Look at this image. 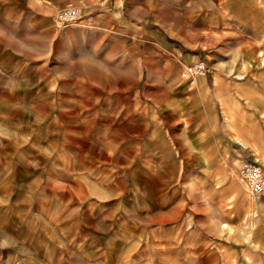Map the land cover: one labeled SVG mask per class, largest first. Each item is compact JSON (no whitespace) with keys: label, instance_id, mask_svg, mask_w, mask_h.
<instances>
[{"label":"rangeland","instance_id":"374dc122","mask_svg":"<svg viewBox=\"0 0 264 264\" xmlns=\"http://www.w3.org/2000/svg\"><path fill=\"white\" fill-rule=\"evenodd\" d=\"M67 5L80 18L59 26ZM82 44L103 84L61 76ZM199 59L206 74L181 77ZM223 92L264 99V0H0V264H264V201L237 183L244 155L264 159L231 152L212 101L193 141L214 131L222 160L207 196L189 195L177 98L184 114ZM257 103L239 125L252 139Z\"/></svg>","mask_w":264,"mask_h":264},{"label":"crops","instance_id":"0c3cea01","mask_svg":"<svg viewBox=\"0 0 264 264\" xmlns=\"http://www.w3.org/2000/svg\"><path fill=\"white\" fill-rule=\"evenodd\" d=\"M70 30V31H69ZM66 33L69 35L74 34L78 32L77 35L78 38L85 39V30H81L78 28L69 29ZM77 34V33H76ZM88 35V34H87ZM74 35H72L73 37ZM86 38L87 40L91 39V37L88 35ZM95 46L90 45H80L76 47H70V51H68L69 54H67L69 58L74 61L72 64H67L65 68L62 70V77L67 78L69 80V84L71 85H85V84H103V82H97L92 81L97 78H103V66L102 67H93L87 63L88 60H91L90 54L93 53V48ZM75 55V56H74ZM74 59V60H73ZM191 63V62H190ZM189 64L185 63L184 65ZM181 74V73H180ZM181 77H183L181 75ZM221 79V78H220ZM206 81V78H205ZM224 82L227 83V80L224 79ZM207 86L209 87L207 81ZM224 90H227L224 87ZM178 97L181 96V91L177 89ZM183 93V92H182ZM195 98V97H194ZM193 98V99H194ZM210 101L213 102V110H210L211 113L215 114L216 120L219 125V117H218V106L221 108V112L224 115V122L220 126L221 132L219 133L217 131V136H221L222 138L229 139V141L232 143L231 145V152L234 150H237L234 145L237 144L239 147H248L250 149V153H257L255 152V149L260 148V157L264 159V129H260L259 127L255 130L253 139L248 138L247 135H244V131H241L239 129V125H244L243 118H248L249 116L252 118H257L260 114L261 109L263 106L258 103L256 105L253 104V101H259L264 104V99L262 97H250V100L245 99L244 97H233L232 95H226L224 92L223 94H217L216 97H207V99L203 100L202 97H199L197 100L193 101L192 99L189 101V105L191 106L194 102L195 111H191L190 109H186L184 114H181V108L180 104L183 102L181 98H177V104L176 108L177 111L182 117V120H188L189 123V132H190V141L188 142L187 147V157L185 158V165L188 167H192L195 169L196 173L193 175H189L190 178H188V181H191L190 185V191L189 195H194L196 199L203 198L214 188L215 185V173L213 172V167L218 164V162L222 159H217V157H214V155H218L219 150L218 148L214 147L213 143L216 144V135L214 131H211V134L207 136L206 141H196L193 140L197 138L201 130L203 129L202 126L196 125L198 120L202 118L203 114L207 113V104L210 103ZM198 102V103H197ZM250 102V104H249ZM200 105V106H199ZM257 113H255V112ZM202 115V116H201ZM248 116V117H246ZM185 122V121H184ZM257 141H260L263 143V145H260L261 147L257 148ZM236 145V146H237ZM40 152V151H38ZM249 153V154H250ZM41 155V153H39ZM239 156H241V153H238ZM253 156V155H252ZM250 157L248 155L243 156V160H255L257 157ZM224 160V159H223ZM239 161V157H238ZM241 161V162H242ZM260 165V164H259ZM44 166V165H43ZM261 166V165H260ZM28 170L30 173L32 172L30 169L32 168V165H27ZM36 168V167H34ZM239 169V168H238ZM263 169V168H262ZM238 173V172H237ZM32 179L30 180L28 191L31 190L35 191V188L38 187L37 183L38 180L42 179L45 174V170L43 168H39L37 166V171H33ZM188 176V177H189ZM238 185L242 187L239 183V180H237ZM32 182V183H31ZM244 190L245 188L242 187ZM44 198V196H42ZM250 199V198H249ZM262 203L264 199L260 200ZM258 201V202H260ZM28 213V211H27ZM261 241V240H259ZM258 245H264L263 241L260 243H256ZM261 260L264 261V255L263 258L261 257Z\"/></svg>","mask_w":264,"mask_h":264},{"label":"built area","instance_id":"2783aa9c","mask_svg":"<svg viewBox=\"0 0 264 264\" xmlns=\"http://www.w3.org/2000/svg\"><path fill=\"white\" fill-rule=\"evenodd\" d=\"M80 8L67 5L56 14V22L59 26H67L75 23L80 18ZM207 72L204 60H196L184 65L181 75L183 77L203 76ZM238 174L245 181V190L253 202H258L264 195V170L255 160H243L239 166Z\"/></svg>","mask_w":264,"mask_h":264},{"label":"bare ground","instance_id":"6f19581e","mask_svg":"<svg viewBox=\"0 0 264 264\" xmlns=\"http://www.w3.org/2000/svg\"><path fill=\"white\" fill-rule=\"evenodd\" d=\"M195 77H202V76H195ZM240 177V176H239ZM240 179L243 181H241L240 180V184L242 185V187H244V185H245V181H244V179L242 178V177H240ZM244 183V184H243Z\"/></svg>","mask_w":264,"mask_h":264}]
</instances>
